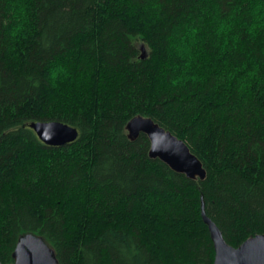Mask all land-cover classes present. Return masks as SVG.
Instances as JSON below:
<instances>
[{"label":"trees","instance_id":"1","mask_svg":"<svg viewBox=\"0 0 264 264\" xmlns=\"http://www.w3.org/2000/svg\"><path fill=\"white\" fill-rule=\"evenodd\" d=\"M136 117L204 180L151 159ZM203 213L233 248L264 235V0H0L1 264L28 235L57 264H213Z\"/></svg>","mask_w":264,"mask_h":264},{"label":"water","instance_id":"2","mask_svg":"<svg viewBox=\"0 0 264 264\" xmlns=\"http://www.w3.org/2000/svg\"><path fill=\"white\" fill-rule=\"evenodd\" d=\"M144 52H142L143 54ZM46 146L62 147L77 139V130L59 122H37L29 126ZM134 141L144 134L150 142L149 157L158 159L170 170L190 180H204L205 171L186 144L152 120L136 117L127 124ZM214 247L213 264H264V235L247 239L237 248L225 243L217 227L202 214ZM14 264H57L51 249L32 235L23 237L13 253ZM1 264V262H0Z\"/></svg>","mask_w":264,"mask_h":264}]
</instances>
